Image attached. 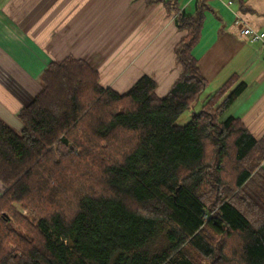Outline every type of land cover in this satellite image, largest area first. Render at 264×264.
Segmentation results:
<instances>
[{"label": "trees", "instance_id": "trees-1", "mask_svg": "<svg viewBox=\"0 0 264 264\" xmlns=\"http://www.w3.org/2000/svg\"><path fill=\"white\" fill-rule=\"evenodd\" d=\"M152 1L186 31L166 95L148 74L105 87L68 56L17 112L21 133L0 118V264H264V134L232 113L247 83L232 74L197 112L210 8Z\"/></svg>", "mask_w": 264, "mask_h": 264}, {"label": "crops", "instance_id": "crops-1", "mask_svg": "<svg viewBox=\"0 0 264 264\" xmlns=\"http://www.w3.org/2000/svg\"><path fill=\"white\" fill-rule=\"evenodd\" d=\"M178 3L189 13L201 5L210 8L193 54L209 85L219 84L214 91L234 73L247 83L232 113L260 138L264 41L252 42L241 32L244 27L264 32V0ZM175 18L176 13L168 12L160 1L0 0V118L21 133L16 100L28 104L40 91L48 64L69 54L90 60L105 87L124 92L148 74L157 81L158 94L166 95L181 70L174 47L186 35ZM4 191L0 181V196Z\"/></svg>", "mask_w": 264, "mask_h": 264}, {"label": "rangeland", "instance_id": "rangeland-1", "mask_svg": "<svg viewBox=\"0 0 264 264\" xmlns=\"http://www.w3.org/2000/svg\"><path fill=\"white\" fill-rule=\"evenodd\" d=\"M64 1V0H63ZM147 3L149 4V3H151V2H149V0L147 1ZM105 49V48H104ZM68 56H73V57H76V58H78V59H82V60H85V61H87L89 64L91 63L90 62V60H87V59H85V58H83V57H79V56H76V55H74V54H69ZM68 56H66V57H68ZM65 57V58H66ZM64 58V59H65ZM64 59H62V60H64ZM61 60V61H62ZM60 62V61H59ZM50 64V63H49ZM48 64V65H49ZM92 64V63H91ZM93 65V64H92ZM48 67V66H47ZM46 67V68H47ZM44 72V71H43ZM41 77H42V75H41ZM100 77H101V73H100ZM100 81H101V78H100ZM102 84V83H101ZM218 83H211L210 85H209V87L206 89V91H205V93L202 95V97H201V99H200V102H199V104H198V106L196 107V111L198 112L199 111V109L201 108V106L203 105V103L205 102V100L207 99L206 97L208 96V95H210L217 87H218ZM40 90H41V86H40V88H39ZM36 93H39V92H35V96H36ZM33 97H32V99L35 97L34 95H32ZM30 103V102H29ZM28 103V104H29ZM27 105V103L26 102H23V105H22V103L19 105V102L16 100V102H15V109L17 110L18 108V110H17V112L22 108V107H24V106H26ZM21 106V107H20ZM192 114H193V111H191V110H188L187 112H185L184 114H183V116L179 119V123L180 124H185V123H187L188 122V120L191 118V116H192ZM14 207L19 211V212H21L24 216L26 215V216H31V212H30V210L29 209H25V208H22L21 207V205L20 204H18V203H15L14 204ZM15 225V227H19V225H17V223H14ZM21 230H23L24 231V233H25V230L24 229H21ZM231 243H233V241H231ZM234 244V243H233Z\"/></svg>", "mask_w": 264, "mask_h": 264}, {"label": "built area", "instance_id": "built-area-1", "mask_svg": "<svg viewBox=\"0 0 264 264\" xmlns=\"http://www.w3.org/2000/svg\"><path fill=\"white\" fill-rule=\"evenodd\" d=\"M241 33L248 36L252 42L264 41V32H257L251 27H244Z\"/></svg>", "mask_w": 264, "mask_h": 264}]
</instances>
